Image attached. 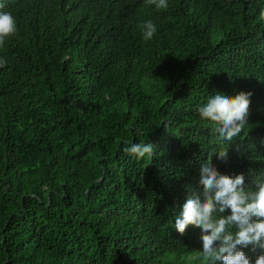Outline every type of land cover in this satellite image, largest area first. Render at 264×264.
Listing matches in <instances>:
<instances>
[{"label": "trees", "instance_id": "trees-1", "mask_svg": "<svg viewBox=\"0 0 264 264\" xmlns=\"http://www.w3.org/2000/svg\"><path fill=\"white\" fill-rule=\"evenodd\" d=\"M167 5L0 0L17 26L0 46V264H222L174 223L211 153L246 190L264 180V0ZM216 91L252 93L231 142L198 111Z\"/></svg>", "mask_w": 264, "mask_h": 264}, {"label": "clouds", "instance_id": "clouds-1", "mask_svg": "<svg viewBox=\"0 0 264 264\" xmlns=\"http://www.w3.org/2000/svg\"><path fill=\"white\" fill-rule=\"evenodd\" d=\"M157 9L167 8V0H147ZM264 16V12L261 13ZM145 41L151 40L156 26L149 20L141 26ZM17 31L16 21L11 12L0 11V46L6 38ZM7 61L0 59V67ZM251 92H239L235 97L216 91L198 111L203 120L215 125L213 131L223 141L231 142L247 124ZM137 159L153 155L151 143H131L123 149ZM217 158L226 161L227 149L215 152ZM211 155L201 164L199 183L201 193L191 189L182 210L175 217L174 228L183 235L189 225L198 227L202 232L203 251L206 260L221 261L222 264H264V254L254 261L241 248L253 246L264 249V180L255 179L256 190H246L243 174L229 176L221 174L211 162ZM230 210L228 215H220ZM239 246V247H238Z\"/></svg>", "mask_w": 264, "mask_h": 264}]
</instances>
